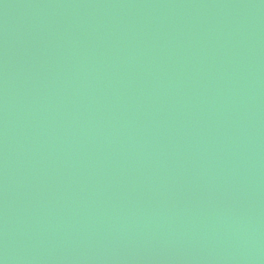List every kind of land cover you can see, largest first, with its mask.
Returning <instances> with one entry per match:
<instances>
[{
    "label": "water",
    "instance_id": "water-1",
    "mask_svg": "<svg viewBox=\"0 0 264 264\" xmlns=\"http://www.w3.org/2000/svg\"><path fill=\"white\" fill-rule=\"evenodd\" d=\"M0 264H264V0H0Z\"/></svg>",
    "mask_w": 264,
    "mask_h": 264
}]
</instances>
